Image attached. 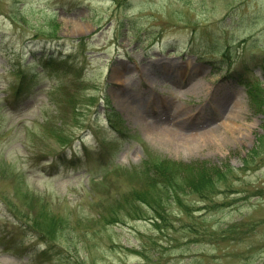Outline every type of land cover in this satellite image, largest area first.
Returning <instances> with one entry per match:
<instances>
[{
	"label": "rangeland",
	"instance_id": "374dc122",
	"mask_svg": "<svg viewBox=\"0 0 264 264\" xmlns=\"http://www.w3.org/2000/svg\"><path fill=\"white\" fill-rule=\"evenodd\" d=\"M263 8L264 0H0V236L15 251H0V264H264V84L252 104L223 76L243 73L250 55L264 53ZM52 37L69 48L89 41L83 61L78 57L85 79L46 76L33 64ZM227 46L219 66L217 52ZM254 75L264 80L262 68ZM17 81L28 92L15 100ZM66 90L79 111L62 99ZM200 101L204 126L181 129L166 117L156 125L178 133L162 144L135 118L146 114L149 124L159 111L174 115L169 107L194 110ZM108 111L132 137L106 129ZM98 145L128 169L90 180L88 173L100 180L91 164ZM145 161L168 169L175 184L180 177L199 181L202 170L224 177L204 201L180 195L195 214L166 206L170 230L159 232L149 208L128 202L143 186L129 173ZM38 165L56 176H42ZM6 202L30 224L44 214L57 217L39 223L54 231L51 261L37 257L43 247L13 224Z\"/></svg>",
	"mask_w": 264,
	"mask_h": 264
},
{
	"label": "trees",
	"instance_id": "16d2710c",
	"mask_svg": "<svg viewBox=\"0 0 264 264\" xmlns=\"http://www.w3.org/2000/svg\"><path fill=\"white\" fill-rule=\"evenodd\" d=\"M51 31H54V28L52 26ZM258 88L259 87L254 86L250 90V102H252V104H254V102H257L254 101V97L260 94ZM71 103L74 104L73 102ZM167 170H165L163 166L149 165L145 161L143 162V167L139 168L138 172L129 173L133 178L138 180V182H142L143 186H141V189L139 191H132L131 197L137 198L130 199L128 200V202H131V200L140 202L141 204L149 208V210L154 213V216H152L151 221L156 222L153 224L161 232L163 231V229H166V231L170 230L169 228L171 226L169 220V210L166 206H175L178 215L183 213L186 216H190L194 210L189 207L188 204H186L185 200H183L182 196L180 195L188 194L187 196H194L192 199H201L202 201H204V199H206L210 194L214 193V191L211 190L217 187L216 182L219 180H223L224 177V175H222L221 173H216L211 176L209 174V170H202V172L198 174L199 176H197L201 177L199 181L192 182V180L180 177L181 183L175 184L170 179V176L167 174ZM134 208L136 209V211H133V214L135 215L134 217H138L141 219L144 216L143 211L138 207V205H136ZM195 213L196 212L194 211V214ZM45 219H50L56 223L55 218L50 215L44 214L40 218L33 220L32 226L37 231L42 232L45 235L50 234V236H52L54 231H52L51 227H43L39 224L42 223ZM159 220L160 223L157 224Z\"/></svg>",
	"mask_w": 264,
	"mask_h": 264
},
{
	"label": "bare ground",
	"instance_id": "6f19581e",
	"mask_svg": "<svg viewBox=\"0 0 264 264\" xmlns=\"http://www.w3.org/2000/svg\"><path fill=\"white\" fill-rule=\"evenodd\" d=\"M122 103H123V101H122ZM218 105L222 109L225 106V102L223 100H219L218 101ZM137 122H138V125H140L142 127V129H143V131L145 133L146 132L147 133L148 132H152L154 134V136H155V139H156L157 143H159V144H162L163 143V141H164V138L163 137H166V136L168 137L169 136L171 138H174V136H173L174 133L173 132L178 133V132H176L174 130H171L168 126H165V127L164 126H157V125H149V126H146L145 123H144L143 118H141V117H137ZM183 135L191 136V134H183ZM182 138L183 139H177V140L180 141V142H182L181 140L187 139V137L186 138L182 137ZM188 140L189 141L187 143H190L191 142V139H188ZM170 141H172V140H170ZM178 141H176V142H178ZM170 143L172 144L173 141L170 142Z\"/></svg>",
	"mask_w": 264,
	"mask_h": 264
}]
</instances>
